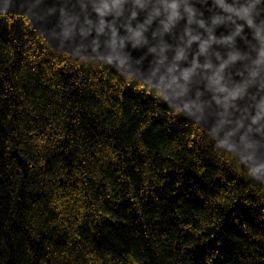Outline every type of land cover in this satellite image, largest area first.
<instances>
[{
	"label": "trees",
	"instance_id": "obj_1",
	"mask_svg": "<svg viewBox=\"0 0 264 264\" xmlns=\"http://www.w3.org/2000/svg\"><path fill=\"white\" fill-rule=\"evenodd\" d=\"M127 76L0 14V264H264V183Z\"/></svg>",
	"mask_w": 264,
	"mask_h": 264
},
{
	"label": "clouds",
	"instance_id": "obj_2",
	"mask_svg": "<svg viewBox=\"0 0 264 264\" xmlns=\"http://www.w3.org/2000/svg\"><path fill=\"white\" fill-rule=\"evenodd\" d=\"M68 3L59 8L63 38L74 31L87 37L94 29L92 51L103 36L110 50L105 62L116 60L119 66L130 59L123 52L126 45L146 49L136 64L151 57L147 76L136 80L164 101H175V112L186 111L197 123L210 118L216 146L227 145L232 154L238 148L241 160L252 165L249 174L259 179L256 174L264 173V153L257 155L264 148V0H88L79 3L76 16H68Z\"/></svg>",
	"mask_w": 264,
	"mask_h": 264
},
{
	"label": "water",
	"instance_id": "obj_3",
	"mask_svg": "<svg viewBox=\"0 0 264 264\" xmlns=\"http://www.w3.org/2000/svg\"><path fill=\"white\" fill-rule=\"evenodd\" d=\"M65 0H0V14H15L24 16L29 22L30 26L41 34L45 42L54 50L66 52L74 59H95L106 61L108 55H110V50L106 49L103 44L105 39L101 36L99 39L101 41L99 49L96 52L92 51L91 41L96 38V33L94 29L87 37H81L78 31H74V35L69 38H63L61 33L60 26V15L59 8L64 4ZM83 2L88 4V0H69V3L65 7V11L68 16H76L80 9L79 3ZM55 8L56 11L52 12L50 15L46 14L47 9ZM90 11V5H89ZM39 17V18H38ZM90 19L95 22V13H91ZM83 17L79 16V23H82ZM79 23L77 24V29L79 28ZM146 51V49L132 50L130 45H126L123 52L129 55L130 59L125 66H119L116 60L111 62V65L116 68L119 72L125 75H131L138 77L143 75L147 76L148 69V59H151L149 56L147 59L142 61L139 65L136 64V61L140 59V56ZM173 108L176 106L175 101H167ZM184 116L197 123L196 116L189 115L186 111L181 110ZM199 124L204 130L208 133L212 126V120L207 118V123H204L201 120ZM253 139L259 140L260 137L258 134H253ZM216 142V141H215ZM229 151L227 145L221 146ZM231 152L235 153L234 156L241 159V153L238 148H234ZM264 153V148L257 149V155ZM242 161V160H241ZM249 168L252 167L249 161H242ZM258 180L264 183V173H257Z\"/></svg>",
	"mask_w": 264,
	"mask_h": 264
}]
</instances>
